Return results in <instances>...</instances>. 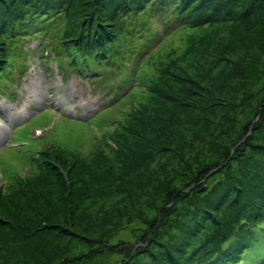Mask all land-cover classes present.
I'll return each mask as SVG.
<instances>
[{"label": "trees", "instance_id": "obj_1", "mask_svg": "<svg viewBox=\"0 0 264 264\" xmlns=\"http://www.w3.org/2000/svg\"><path fill=\"white\" fill-rule=\"evenodd\" d=\"M225 19H232L240 30L246 25L249 32L256 21L260 25L249 43L236 41L246 35L244 31L227 43L235 64L218 71L217 77L209 76L215 95L202 97L195 106L203 113L200 128L193 132L196 143H201L192 144V156L180 153L190 165L200 161L201 149L212 147L216 155L198 165L195 173L181 164L186 170L183 185L175 184L171 176L150 194L151 187L143 188L144 201L140 200L128 186L145 177L144 163L136 174L129 170L132 180H121L127 176L122 172L134 163L122 153L144 146L142 131L148 118L144 109L162 95L158 93L166 83L176 80L184 57L192 60L208 51L209 40L193 44L191 31ZM174 36L186 40L188 49L180 45L166 50ZM30 39L39 43L35 52L24 46ZM255 48L264 52V0H0V91L8 90L14 75L25 69L27 56L39 52L42 62L55 60L61 71L88 77L108 95L94 118L72 121L85 132L67 135L94 142L92 127L100 124L105 131L95 151L86 154L59 142L60 146H47L21 160L29 173H19L23 165L4 170L0 264H264V107L248 95L264 74ZM45 51L51 58H44ZM224 52L219 50L213 66L226 59ZM186 79L202 87L200 81ZM192 91L188 86L165 96L184 100ZM223 101L231 108L223 110ZM124 107L127 112L121 116L111 114ZM186 108L181 104L168 119L175 117L177 123L193 116ZM240 114L246 122L238 126L235 118ZM258 114L252 133L234 145ZM155 127L156 132L167 126ZM160 149L168 147L161 144ZM110 150L123 155L117 169ZM218 167L220 177L211 186L183 190L200 181L209 168ZM109 194H122L120 200L127 204L104 213L87 205ZM146 207L154 211L150 218L145 217ZM138 220L135 241L110 243L126 223Z\"/></svg>", "mask_w": 264, "mask_h": 264}, {"label": "rangeland", "instance_id": "obj_2", "mask_svg": "<svg viewBox=\"0 0 264 264\" xmlns=\"http://www.w3.org/2000/svg\"><path fill=\"white\" fill-rule=\"evenodd\" d=\"M258 25H260V23L256 21L251 28L252 30L250 29L252 32H249L245 31L248 30L246 25H244V29L240 30L236 28L237 24L234 23L232 19H225L205 24L191 31L189 39L193 41V44H197L200 39H203L204 44L207 39L209 40L206 46L208 51L206 53L202 51L192 60L191 56L187 58L184 57L179 70L176 72V74H178L176 80H174L173 77V79L166 83L164 85L165 88L162 87L163 91L158 93L162 95L159 98L156 96L153 97L150 107L148 106V110L146 111L144 109V113L148 116L146 122L143 124L145 129L142 131V143L144 146L138 148L128 147L126 150L124 149L125 151L122 153L123 155H130L128 157L130 161L132 160L131 162L134 163L128 165L129 169L122 172L125 173L127 171V176H125V173L121 180L126 177L132 180L134 174L143 169L142 164L144 163L145 168L143 169V174L145 177H142L143 179L140 183L128 186L132 189V192L135 191V193L139 195L140 200L144 201V194H142L143 188L151 187V190H147L148 193L154 191V186L160 185L162 181L166 182L171 176L176 179L175 184H179V186L183 185L184 178H182V175L186 172L188 167L191 168L192 173H195L198 165L201 166L203 165L201 163L211 161L212 157L216 155V150L212 147L201 149L200 152L198 151L200 153L198 154L200 161H195L190 165L186 164L184 159H181L180 153L183 155L185 154V158H187L188 155L192 156L193 152H189L192 144L201 143L200 141L196 143L197 138L193 132L201 125L202 120L199 118L203 113L199 112L195 106L200 100H203L202 97L208 99L209 95L211 97L215 95L216 86L213 87L210 85V82H208L209 76L214 74V77H217L218 71L230 68L235 64H231L232 60H234V53L231 47L230 49L227 48V43L231 41L232 37L235 39L237 38L236 33L238 31H244L246 35L242 36V39H237L236 41L239 43H249L254 39L252 37L254 35L253 31L257 29ZM172 39L174 43L168 45L166 50L169 51L173 46L180 47V45H184L185 50L188 49L187 45H185L186 40L182 41L175 36ZM38 45L39 43L36 40L31 39L24 44L26 48L34 49V52L37 50ZM219 50L225 51L224 54L226 59H220L219 63L213 66V63L217 61V57H219ZM255 50L258 51V56L262 61L259 64V68L264 72V52L257 48H255ZM38 53L39 52L31 57L27 56L25 60V69L14 75L15 81L9 85L8 90L0 91V183L4 180L3 172L6 170V167L10 165L14 167L23 165L19 173L25 175L29 172L26 164H23L21 160H25L26 157L29 160L32 157V153L35 154L37 152L39 154L44 151L47 146H60L59 142L71 150L75 149L90 154L95 151L96 146L101 143L105 131V128L101 127L98 123L100 126L97 125L92 127L93 134H95L92 135V140L94 142L90 139H79L74 136L67 139L69 133L74 135V132L77 134L79 133L78 131L85 132V129H81L79 126L73 124L74 122L72 121L94 118L99 113L100 109L104 107V100L108 96L106 93L107 91L103 88L96 87L87 79L88 77L79 76L75 72H68L65 68L61 71L55 60L42 62V60L38 58ZM45 57L51 58V52L45 51L44 58ZM22 59L18 60L20 64L19 67H22ZM260 76L263 77V80L254 86H250L248 95L252 97L254 104H259V107L263 108L264 74L261 73ZM186 78L200 81L202 87L194 86V84ZM188 86L193 87V91L192 93L188 92L190 96H188L189 98L187 99L180 100V98L175 95H172L174 97H171V95L170 97L165 96V94L171 93L173 89L176 91L175 93H178ZM204 86L206 89H203ZM165 89H169V92L167 93ZM226 95L228 96V93H226ZM238 96L240 99L243 94L239 93ZM222 98L225 99V96L223 95ZM188 99L190 100L189 105H187ZM181 104L184 109L186 106V111L188 113L191 112L193 116H184L182 119L178 120L177 123L175 117L173 119H168L174 112L176 113L178 111ZM223 104H225L223 110H228L232 105L228 101L226 103L223 101ZM128 105H130V103ZM152 105L154 106L152 107ZM126 109L127 108L124 107L123 111L113 110L111 114L114 116H121V114L127 112ZM181 116H183V114ZM244 116L245 115L240 114L235 118V123L238 124V126L246 122ZM260 117L261 114H258L252 118L253 120L249 123L250 125L246 136L238 140V142L236 140L234 145L241 143L252 133L254 125L258 122ZM166 119H168V121ZM193 120L195 122H193ZM162 123L167 126L166 129L155 132V126ZM118 127L117 125L114 129V127L111 126L110 131L114 132ZM86 132H90L91 134L90 130H86ZM161 144L167 146L168 149L161 150ZM235 148V146L232 148L231 154L235 151ZM109 152L111 155V164H116V162L120 163L123 155L116 154L115 152L113 153L111 150ZM93 155L94 154L91 156ZM181 164L184 165L186 170H184ZM118 167L117 165L115 168L117 169ZM138 167L142 169L135 170ZM130 169L134 170V174L129 171ZM219 169V167L213 169L209 168L208 173L203 176L204 178L202 177L200 181L183 190L189 192L196 185L200 184L204 187L211 186L220 177L218 173ZM120 199H123L122 194H109L108 196L99 195L96 201H93L94 204L87 205L90 206L91 209H97V211L102 210V213H104L112 210L117 205L123 207L127 204V201ZM173 203L174 202H171L167 204V206H172ZM183 206L184 202L182 203V207ZM143 210L147 218H150V216L154 214V211H151L148 207ZM140 220L133 224L126 223L127 227L114 234L110 239V243L116 244L122 240L135 241V237L138 236L135 234V228L140 226Z\"/></svg>", "mask_w": 264, "mask_h": 264}]
</instances>
